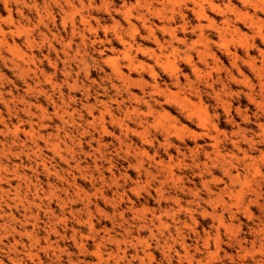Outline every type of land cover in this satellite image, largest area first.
I'll return each instance as SVG.
<instances>
[{"label":"rangeland","instance_id":"374dc122","mask_svg":"<svg viewBox=\"0 0 264 264\" xmlns=\"http://www.w3.org/2000/svg\"><path fill=\"white\" fill-rule=\"evenodd\" d=\"M0 41V264H264V0H0Z\"/></svg>","mask_w":264,"mask_h":264},{"label":"bare ground","instance_id":"6f19581e","mask_svg":"<svg viewBox=\"0 0 264 264\" xmlns=\"http://www.w3.org/2000/svg\"><path fill=\"white\" fill-rule=\"evenodd\" d=\"M3 38V37H2ZM0 43H2V41H0ZM115 71L118 73L119 71H118V69H115ZM49 80V79H48Z\"/></svg>","mask_w":264,"mask_h":264}]
</instances>
